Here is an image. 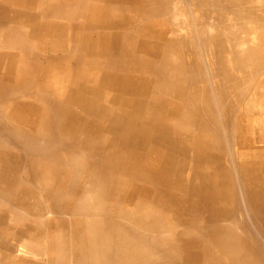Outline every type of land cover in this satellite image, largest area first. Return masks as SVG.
<instances>
[{
	"label": "bare ground",
	"instance_id": "obj_1",
	"mask_svg": "<svg viewBox=\"0 0 264 264\" xmlns=\"http://www.w3.org/2000/svg\"><path fill=\"white\" fill-rule=\"evenodd\" d=\"M172 1L17 0V9L10 10L9 17L7 14L9 22H17L18 25L29 23L31 32L40 28L47 36L54 33L64 42L67 41L69 45H60V50L68 49L71 52L80 48L81 53L88 57L82 63L79 54L65 56L64 61L72 59L75 62V67H69L65 72L61 70V65L56 66L52 61L49 69L45 70V81L38 84L41 91L37 94L40 96L36 97L41 108V112L37 110L38 116L44 114L42 118H46L48 113L53 119L52 128H62L65 132L68 128L66 133L79 139V148L88 147L95 157L88 174L80 183H74L79 179L73 175L66 180L65 175L63 181L65 179L67 184L54 188L59 192L73 183L79 184L83 192L90 195L84 198V202L95 203V209L105 212L91 217L93 221L85 226L90 227L85 232L90 250L80 255L87 260L97 257L91 264H264V251L255 245L256 242H252L249 229L240 226L235 216L233 192L234 184L240 179L250 195V208L258 219L263 218L261 222L264 225V139L259 140L255 135L247 138L241 136V143L237 146L239 159L234 166V178L237 179H233L226 170L228 167L223 160L222 172L214 177L209 175L208 169H194L199 164L206 168L217 165L220 157L209 151L227 148L225 143L219 146L221 137L210 109L212 98H209L205 81L199 74L205 63L195 47L197 35L190 30L196 18L184 20L175 5H171ZM230 1L233 4L253 3V0ZM213 2L212 7L207 6ZM224 2L228 0H188V5L196 7L202 14L211 9L220 19L222 15L218 7ZM256 4L258 8L255 5L244 6V9L241 7V17L255 19L258 28L251 30L252 36L249 35L248 39H241L242 47L229 49L227 56H222V51H225L226 43H235L236 38L224 35L222 27L218 29L221 32L202 31L200 36L208 57L206 60L211 62L214 69V78L224 82L223 90L221 84L218 91H214L219 99H228L232 87L228 80L232 81L238 75L237 70L248 63L255 65L251 69L256 78L252 92L254 96H264V75L258 73L263 69L260 63L264 60V0ZM2 13L5 11L0 10ZM130 24L131 29L127 28ZM202 27L205 24L202 23ZM17 30L28 36L18 26ZM8 34L12 38L11 45L17 42L23 52L29 46L32 49L31 43L29 45L23 41L25 38L21 37V40L17 35L13 39L14 34L11 31ZM93 36L99 41H93ZM22 51L14 60L20 75L15 84L2 85L0 80V94L3 93L5 97H11L24 81L22 68L25 53ZM95 56L98 60H95ZM71 63L64 62V65ZM33 75L38 80L44 73L27 71L26 80ZM241 75H244V71H241ZM146 76H152L156 81L149 94L145 92ZM73 78L74 82L79 80V93L65 89V84ZM105 90H115L118 96L110 95ZM137 93L144 95L142 98H145V102L140 100ZM8 101L10 104L0 100L1 119L7 114L4 106H11L13 117L23 108L29 113L32 111L31 107H25L20 102L11 104L14 98ZM104 102H108V105ZM73 106L79 108V114L70 110ZM230 106L231 103L227 104L225 110ZM50 108L53 109L52 115L50 110L46 111ZM83 113L91 115L93 122L86 120ZM259 113H264V102ZM256 114L259 115L257 112L251 115L239 112L240 126L242 121L248 120L250 123V118ZM104 123L105 130L101 128ZM256 128L260 130V127ZM8 129L20 139L26 136L17 128ZM44 130L45 124L33 139L39 138V134L45 133ZM58 138L60 136H56L55 132H47L46 142L39 147L37 145L40 153L34 156L45 157L51 150L49 145L52 139ZM32 141L27 143L34 146ZM138 141H141L140 148L150 143L147 156L141 157L132 152L133 145ZM105 145L109 148L105 149ZM177 154L182 156L183 162H175L179 164L180 175L173 176L169 168ZM164 156L166 160L161 163L159 159ZM86 168V164H79L78 174L84 176L82 171ZM70 169L66 167L63 170L67 173ZM39 185L43 187V184ZM95 223L109 233L100 234L98 229L94 232L92 227ZM30 231L31 235L37 233L35 229ZM51 235L52 241L59 242L60 246L50 248V251L54 254L60 249L61 257L65 252L63 235L60 229Z\"/></svg>",
	"mask_w": 264,
	"mask_h": 264
},
{
	"label": "rangeland",
	"instance_id": "obj_2",
	"mask_svg": "<svg viewBox=\"0 0 264 264\" xmlns=\"http://www.w3.org/2000/svg\"><path fill=\"white\" fill-rule=\"evenodd\" d=\"M252 2V4L248 2L238 3L241 4V6H239L238 4H233L230 0H228L227 3L224 2L220 4L218 7L220 15H222V18L220 19H217L215 15L216 13L211 11V9L209 12L207 11L206 14L203 13V15L202 12L196 7H191V4L188 5V0H173L171 3L172 6L175 5V7L179 10V14H182L184 20L196 18L193 23L194 27H190V30L192 29V31H195L197 35V38L194 39L195 47L198 50L199 57H201L205 63L204 69H202L199 74L205 81L206 90L209 91V98H212L210 101V109L216 118L218 132L221 137L219 146H222V143H225L224 146L227 149L222 150L221 147L216 148L215 150L211 149L209 151L214 156L220 157V162H217L218 167L217 165H212V167L206 168L203 164H199L194 169H199L200 171L208 169L209 175L213 177L217 173L222 172L221 166L223 160V163L227 164L226 166L228 167L226 170L230 172V175H232L233 179H237V177L234 178V166L237 164L239 159L237 146L241 143V136L247 138L255 135L259 140L264 139V113H259L264 102V96L262 95L257 97L254 96V93L252 92L256 85V78L251 69L255 67V65L248 63L245 64L242 69L239 68V70H237L238 75L235 76L232 81L228 80L229 85L232 84L231 90L227 95L228 99H225L224 97H222V99L217 98L214 91H218V88H220L221 84L223 90L224 82H220L219 80L217 81L214 78V69L211 67V62L206 60L208 57L205 54V49L203 48V45L200 41V36L202 35V31H207L210 33L213 31L221 32V30L218 29L222 27V33L224 35L236 38L235 43H226L227 46L225 51H222V56H227L229 54V49H239V47L243 46L241 45V39L244 37L248 39L251 30L253 31L259 26H256L255 19H252L251 17H241V7H252L255 5L256 8V5H258L256 3H259V0H253ZM15 4H17V0H0V10L5 11V13L0 14V80L2 85H13L20 77L18 74L19 70L16 69L14 60L16 59L17 54L22 50H20L17 42H13V45H11L12 38H9L8 31H11L14 34L15 37H13V39L17 38V35H20L21 40L25 38L26 40L23 41L29 45L31 43L33 47L31 49V46H29V49H27L25 52L22 51L25 53V55H23L24 61L22 68L24 72V81L21 86H19L20 88L18 87L20 90L17 88L15 90L16 92L11 97H5L3 93H1L0 100H2V102L6 101L5 104H10V101L8 100L14 98V101H11V104L20 102L25 105V107H31L32 111L29 113L25 108H23L19 110L16 117H13L12 110L9 108L11 106L8 105V107L4 106L7 114L5 116L2 115L4 118H0V264H91V262L97 260V257H93L92 260H87L85 257H81L80 255L81 253H87L90 250L89 240H87L85 233L86 229L90 227L85 226L88 222L93 221L91 217L94 215L105 214V212L95 209V206L93 205L95 203H85L84 198L89 194L83 192V188H81L79 184L74 185V183H80L81 180L85 178L89 172V166L95 161V157L93 154H91L88 147L82 149L79 148V143H77L79 139L76 135L66 133L68 132V128L66 132L61 130L62 128H52L53 119L49 117L50 115L48 113L46 118H42L44 114H42V116H38L39 112H37V110L41 112V108L39 107V101L36 99V97L40 96L37 94L41 93V91L38 89V84L40 81H45L44 76H47L45 75V70L49 69V65L52 61H55L54 65L56 66L61 65V70L65 72L67 68L71 67V69H73L75 67V62L72 59L64 61L65 56H76L79 54L78 57H80L79 60L82 63H84V59H88V57L81 53L80 48V51L74 50L71 52H69L68 49L60 50V45H65V43L66 45H69V43L67 41L64 42L54 33H49L47 36L42 32V30H40V28L33 29V32H31L32 29L29 27V23L27 22H25L24 25H18L17 22H9L7 17H9L10 10L17 9L18 4ZM213 4L214 2L212 4L208 3L207 6L212 7ZM202 17H204V19ZM202 23L205 24V27H202ZM131 25L132 24L128 25L127 28L131 29ZM17 26L19 29L26 31L28 36L22 35L17 30ZM93 41L98 42L99 40L96 38V36H93ZM1 43L4 44L1 45ZM80 54L83 56H80ZM234 55L235 53H233V59ZM94 58L95 60H98V57L95 56ZM186 58H188V56ZM64 62L72 63L69 65H64ZM232 63L235 67L237 66L234 61H232ZM260 64L262 65L263 69H261L258 73L261 72L260 74L264 75V60ZM27 71H34L36 73H38V71H42L44 75H42L38 80L36 79V75H33L31 79L26 80ZM241 71H244L243 76H240ZM49 76L47 78H49ZM145 80V92H148L149 94L156 81L152 78V76H148ZM12 81L14 83H12ZM78 82H74L73 78L69 83L65 84V89L79 93L80 88L77 86L79 84ZM105 91L110 95L116 94L118 96L115 90ZM136 95H138L140 100L145 102V98H142V96H144L143 94L137 93ZM125 97L128 96L125 95ZM132 97H134V95ZM58 98L59 97L56 99ZM229 103H231V106L227 107L226 111L225 108ZM104 104L108 105V102H104ZM114 106H117V104ZM49 110L52 115L53 109L50 108L46 111ZM70 110L73 113H80L79 108L75 106L71 107ZM42 111L44 112V110ZM239 112H241V114L248 113V115L257 112L259 115H252L250 118V123L248 120L242 121L243 124L241 127L239 124L241 122L238 121ZM143 115L144 114H142V116ZM82 116L88 121H91L93 118L91 115L84 113ZM44 124L45 130L43 132L45 133L39 134V138L34 140L33 136L38 135V130L41 131ZM103 126L104 127H101L102 129H107L105 123ZM3 127L7 129H4ZM9 127H13L14 129L17 128L20 131H23L26 136L20 139V137L16 136L11 130L8 129ZM256 127H260V130H258ZM87 130L90 129L87 128ZM116 130L117 129L114 131ZM47 132H55L56 136H60V138L52 139L49 145L51 150L48 149V154L46 153L45 157L38 158V156H34L40 153V151H38L39 149H37V145L39 147L41 144L46 142L45 137H47ZM41 137H44V139H41ZM30 140H33L32 143L34 146H31L29 143H27V141ZM139 143H141V141H138L135 145H133L134 148L132 149V152L137 155H141V157L147 156V151H149L151 148L150 143H146L143 148L139 147ZM112 146H114V144L109 147ZM109 147L105 145V149ZM75 155H79V157L77 156L74 159L73 157ZM180 156H178V154L175 156V160L171 163L169 168L173 176L180 175L178 172L179 164H175V162H183V158ZM159 160L161 163H163L166 160V156L160 158ZM42 163L44 164L42 165ZM79 164L87 165V168L82 171L84 176L78 174L77 167ZM66 167L71 168L67 173H65L63 170ZM75 169L76 172L74 171ZM58 174L59 176H57ZM116 174H119V172ZM65 175H68V177ZM71 175L78 178L79 180L74 181L72 186L66 187L65 190L57 192L55 188L61 185L65 186L67 184L66 180ZM63 177L66 180L64 179L63 181ZM54 181H57L56 184ZM39 183L43 184V187H41ZM12 185L14 189H12ZM233 192L236 202L234 207L235 216L239 221V224H241L240 226H247L252 242H256L255 245L264 251V225L261 222L263 218L259 217L258 219L253 209L250 208L248 200V196L250 195L246 193L243 187V182L240 179H237V182L234 184ZM68 194L71 195H69L67 198L66 195ZM88 197H90V195ZM57 203L59 205H57ZM87 211L92 214L86 213ZM239 217L241 220H239ZM94 226L92 227L94 232L98 229L97 231L100 234L109 233L107 229L98 228L96 223ZM33 229H35L37 232L35 235L30 234V230ZM57 229H60V233L63 235L61 237L65 241V252L61 257L59 256L60 249L58 251L56 249L57 252L54 254L52 251H50L53 247L60 246L59 242L52 241L53 237L51 234L57 232ZM79 239L82 240L80 241ZM78 251L80 253H78Z\"/></svg>",
	"mask_w": 264,
	"mask_h": 264
}]
</instances>
